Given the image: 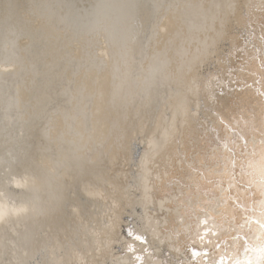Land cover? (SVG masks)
<instances>
[{"label":"bare ground","instance_id":"6f19581e","mask_svg":"<svg viewBox=\"0 0 264 264\" xmlns=\"http://www.w3.org/2000/svg\"><path fill=\"white\" fill-rule=\"evenodd\" d=\"M262 92L264 0H0V264H264Z\"/></svg>","mask_w":264,"mask_h":264},{"label":"snow or ice","instance_id":"6c2138e0","mask_svg":"<svg viewBox=\"0 0 264 264\" xmlns=\"http://www.w3.org/2000/svg\"><path fill=\"white\" fill-rule=\"evenodd\" d=\"M261 95H264V92H262ZM233 131H235V129H233ZM257 134L264 135V132H258ZM241 139H242V142L240 144V149H243L244 147H247L248 145H247V142H246V137H242ZM230 151H231V153L233 155H235V153H236L235 142H233V148ZM227 183H229V191H228L229 199L231 200V192L232 191H237L238 192L237 198H236L235 201H232V203L240 204L241 203V196H243V193H240L238 191L239 185H238L237 189H232L231 188V181H227ZM249 187H251V185H249ZM215 191L218 192L219 190L216 189ZM258 194L261 195V196H264V192H259L258 191ZM212 203H214V201ZM205 223H206V221H205ZM129 235H131V233H129ZM137 239H141V238L137 237ZM205 255H207V252H205ZM215 264H221V262H215Z\"/></svg>","mask_w":264,"mask_h":264},{"label":"water","instance_id":"95a60500","mask_svg":"<svg viewBox=\"0 0 264 264\" xmlns=\"http://www.w3.org/2000/svg\"><path fill=\"white\" fill-rule=\"evenodd\" d=\"M192 253L195 254L196 252H194V250H192Z\"/></svg>","mask_w":264,"mask_h":264}]
</instances>
